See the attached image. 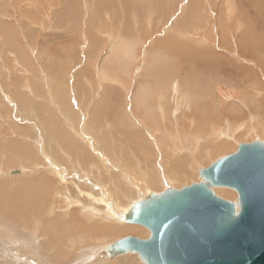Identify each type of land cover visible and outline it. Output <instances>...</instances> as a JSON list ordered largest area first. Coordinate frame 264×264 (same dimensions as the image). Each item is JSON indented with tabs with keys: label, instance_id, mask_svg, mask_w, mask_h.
Returning <instances> with one entry per match:
<instances>
[{
	"label": "bare ground",
	"instance_id": "1",
	"mask_svg": "<svg viewBox=\"0 0 264 264\" xmlns=\"http://www.w3.org/2000/svg\"><path fill=\"white\" fill-rule=\"evenodd\" d=\"M77 1L78 0H69L66 7L61 10L63 22L66 24H72V20L74 23L79 22L80 12L76 13L72 20L70 18V11H78L79 8H77V6H79L82 7L85 14L81 22H83V24H95L96 21L93 22L94 18L88 9L91 7L93 1L91 2L89 0V3H86L88 0H81V4L77 3ZM114 1L116 0H100V5L103 4L101 2H104V7L107 8L113 5L114 8H116L117 11L109 10L107 14L109 13L108 17L112 18L113 22L116 21V18L119 19L118 15L120 16L119 21L117 19L119 22L118 26H104L105 29L101 27V29H103L101 33L95 29L96 27H93L86 33L87 45L85 54H82L78 49L77 52H80V54L77 52L74 54L73 50L72 55H80V57L85 60L84 63H82L84 65L83 67L86 66L90 71H93L95 81L101 78L97 93L96 85H94V89L90 95H85L81 98V105L86 104V107L89 109L90 106L95 104L106 105L115 99L119 100V102L123 100L124 109H121L119 113L120 122L123 124L121 125L122 134L128 137L134 135L133 138L135 139V143L138 144V151L141 152L139 157L145 167L143 169L139 168L138 164L140 162L137 160L136 169H125L122 159L118 158V170H116L117 168L115 165H109L107 169L101 148H95L92 149V152L96 162L101 166H96V169L86 168L85 166H87V164H93L89 162L85 164L82 162L83 154L88 159L86 155V146H83V144H81V146L75 145L73 141L67 137V134H65L63 138L65 137V140H67V143L71 146L72 155L76 157L75 161L80 163V165L77 164L78 166L76 167L75 163L71 161L66 171L65 168H59L50 158L44 157V159L48 161V166L45 167L44 163L46 164V162L43 160V156H40L37 161L41 164L35 167L34 174L40 171L41 174L33 179L32 177H28L27 175L30 173L31 168L29 167L27 169L26 163L22 158L26 149L21 145L23 143L18 138V143H16V141H8L7 129L9 126H18V123L36 127L30 119H23L22 114L33 109L39 99H44L43 97L50 103L54 102L49 98V93L47 94L48 90L46 91L45 88L41 90L38 82H35L34 79L37 78L38 73H36V71H39V68L29 62V57H27L28 54L24 56L27 50L25 49L26 51L23 53L25 47L21 48L20 46V48L15 51L17 54L16 59L18 63H30V68L35 76L30 82V92L22 91L20 89L19 80L13 79V82H15L14 85L16 84V93H14V95L12 94V99L8 96V99H6L7 97L3 93L2 87H0V233L6 237L3 241L0 239V264H78L81 263L82 260H84V264H147L137 253L116 252L115 245L121 239L131 237L126 233H134V235L137 236L136 238L142 240L149 239L150 237V231L147 228L129 223L127 221L128 217L134 214L141 204L149 203L153 199H158L175 192V190L170 189L166 181H164L163 175L165 174H167V176L164 178H167V181L175 182L176 185H179L176 187V192L185 189V187H191L194 184L209 183V181L202 176V172L219 161L221 157L217 159L214 157H217V154L224 151L228 152L230 146H232L230 142L235 141L233 140L235 138V136L233 137V132H235L233 128L236 126L233 121L229 124V120L225 119L234 117L235 114L241 112L239 109H234L237 107V100L234 99V96H238L234 95L236 89L232 88L222 92L220 87L215 84L217 82H215V80L217 79L213 80L212 78L214 77H212V75H216L217 72L221 70L226 71L227 74L233 77L237 76L236 78H239L238 75L241 73H243L241 76L245 78L250 77L251 74L247 72L245 68L231 63L232 61H230V59L228 60L225 58V68L229 70L222 69L220 66H217L219 64L216 63L215 58L207 54L208 52L213 53V48H215L216 45L211 47L210 44L213 43L210 39L213 38L210 36L205 37L206 33L211 35L210 30L206 31L204 29V31H206L205 34L204 31L203 33L200 32V29L203 30V25L206 20L205 12L207 11L203 7H200L202 3L197 0H184V3H176L177 0H119V2H117L118 6L116 7ZM220 1L224 7L228 6L227 0L226 2H224V0ZM239 1L240 0L237 2ZM207 2L208 0H203V5L206 9H209L211 6L208 5ZM246 4L247 3H245V5ZM171 5L175 7L173 8L174 10L172 9L173 12H171ZM212 5L216 6L214 0H212ZM239 5L242 7L243 4ZM255 5H257V3ZM243 7L245 6L243 5ZM166 8L168 10H165ZM27 11L24 12L27 13ZM168 11H170V15ZM179 12H181V14L178 15ZM209 12L210 11H208V13ZM28 13H30V11ZM53 14L55 22L58 13L56 12ZM107 14H102V17ZM5 16L4 10L2 9L0 11V47L3 45H13L10 40H5L3 34L6 33L5 31L7 28L3 26L5 25L3 24V18ZM210 16L211 15L207 14V18ZM154 19L157 23L161 22L160 25H162L163 28L158 26L155 27L156 25L153 26L155 22ZM208 19L206 21H208ZM144 20L146 22H144ZM169 21H171V25L169 23L168 26H170L164 28L165 24ZM108 22H106V24ZM212 22L214 21L212 20ZM224 22L222 13L221 15L217 13L216 26L221 29L222 26L224 27ZM115 23L117 24V22ZM139 23H145L144 26H146V29L152 25L153 30L150 28V31L154 32L147 35L145 39L138 38L134 33L138 31ZM197 27L200 29H195ZM72 29L74 30L75 26H72ZM243 33L245 32H242V34ZM161 34H164V36L169 35V37L163 40L161 39ZM191 34L196 35V37L197 34L204 35V37H200L199 41H196L198 38L192 41V36H189ZM224 34L223 32L221 36H224ZM8 35L9 34H6V36ZM96 36L99 37V39L93 38ZM149 37L151 41L153 40V42L149 44L150 48L146 50L142 57L137 55V49L140 45L145 46V41H147ZM237 40L238 42L235 43H237L238 49L240 50L239 46L243 47L242 40ZM201 41L206 44L204 45ZM208 41H211V43L209 44ZM255 42L257 43V41ZM216 43L218 42L216 41ZM256 43L250 48L247 46V48H245V53L246 51L250 53H252L253 50L259 51L262 47L260 46L261 43ZM70 49L72 51V48H69V50ZM185 49L189 50L187 51L189 52L188 54L183 53ZM52 50L49 49V51ZM55 50L56 49L53 51L55 52ZM241 50L244 51V48ZM57 53L53 54L57 59L67 56L64 51L59 54ZM40 54L45 55L44 62L49 64H46L47 68H49L50 64L53 65L52 63L55 62V59L50 56L52 53L49 54L47 49H44V51L42 49ZM179 55L184 61L181 66L176 65L175 67L174 64L176 59L179 60L177 58ZM98 56L104 63L103 67H101V63L100 65L96 64ZM25 57L27 60H24ZM199 58L200 60L202 58V60L200 61ZM115 62L119 65L122 64L123 69L116 67L121 74L125 73L127 77L130 76L128 81V86L130 85V87H127L125 85L126 83L124 84L126 81L124 80L125 78L121 79L111 74L110 70L112 68L110 67L117 65ZM138 62L141 63V66L137 68L138 70H136L135 73H132L133 70H129V72L128 69L135 67V64L138 65ZM80 65L81 64H79V67ZM106 66L109 68H106ZM130 66H132V68ZM139 68H141V70H139ZM182 70L184 71V75L180 76L177 72H181ZM4 72L6 73L7 71ZM53 72L54 71L50 70L47 78L43 80L44 83L47 82L46 87H49L50 83H57L63 80V77L58 75L53 77ZM1 73L2 68L0 66V79L8 77V73L7 76ZM137 77H139L138 81H136ZM83 81H85L84 77L82 79L79 78L76 84L80 86ZM28 83L29 82H25V85H28ZM107 83L118 85V90L122 91L117 93V88H115L112 92V90L108 88ZM214 86H216V88ZM30 88H34V90L32 91ZM43 90H45L46 93L43 92L39 94ZM69 90V88L66 90V87L63 89L64 101L62 100L57 103L56 107H58V104L62 107V103H68L70 95ZM5 91H8V88ZM237 92L240 95L243 90L242 92ZM243 98L244 97L241 96V99ZM86 102H88V104ZM42 108L45 109L44 107ZM127 112L129 114H127ZM219 115L221 118L216 121ZM49 118L52 119L49 124L54 122L57 125L58 122L55 116L50 115ZM221 119L222 121L219 122ZM123 121L129 123V126L133 127V133L129 130V126L126 127ZM5 123L8 125L7 129L4 128L6 127ZM246 124V129L244 125H241L239 128L240 130L241 128L244 129V136L245 133H248L253 135L252 138L256 137V140H252V143H264V141H262L264 135L262 136L260 134L264 129V122L261 121L259 126L256 127L257 134L254 130L255 128L250 127L248 122ZM82 125L88 126L87 121H83ZM33 135L40 136L36 132H32V136ZM141 137L143 141L140 139ZM35 142L37 141L35 140ZM235 142L239 144L237 148L243 144L239 143V140ZM135 143L134 147L137 149ZM149 147L151 148L149 149ZM40 149L39 146L37 151ZM109 149H112V147ZM120 149L121 152L133 153L132 149L126 150L122 148V145ZM151 150L154 152L155 165L151 164ZM144 151L147 152L145 153ZM52 167L60 169L63 179L52 172ZM126 170H129L130 174L134 175L132 179L133 184L127 185L122 183L120 178L116 177V174L127 176L128 173ZM49 172L58 177L57 180L60 186L65 190L63 194L65 193L66 200L64 201L63 207L60 206L58 200H54L55 193H48L46 190V187L49 186ZM87 177L93 178L96 182L88 180ZM100 178H102V181ZM115 178L116 181H118L116 186L113 183L111 184V180ZM138 180L142 181V187L137 185ZM159 181L162 186L159 185ZM98 182H100L99 188ZM89 187L99 189V193L94 192ZM69 189L70 191H68ZM210 189L215 196L234 203L236 209L239 210V196L236 191L226 187L215 186H211ZM74 206L80 209L79 214L80 217H82L81 220L87 222L84 225V228H86L84 231L86 232L81 236L77 235L78 226H73L71 220L68 218V215L72 213L75 215L77 214V212H72L71 210ZM98 206H100L101 209L97 208ZM93 215L98 216V224L100 227L98 224L93 225L92 220L89 221ZM38 216L44 217L41 224L45 225V227L47 226L46 231L54 234V237H52L53 242L49 241L48 244L46 242L44 245H47L44 247H42L40 242L32 235L41 225L38 224ZM15 221L22 222V226H17ZM67 235L69 237H67ZM58 245L59 247H65L67 252H70V255L71 251H73L71 257L63 253L61 254L59 250L56 251ZM13 247L18 250H15L16 253L11 254L10 249H13ZM24 248L26 249L19 251V249ZM62 258L65 259L64 262Z\"/></svg>",
	"mask_w": 264,
	"mask_h": 264
},
{
	"label": "rangeland",
	"instance_id": "2",
	"mask_svg": "<svg viewBox=\"0 0 264 264\" xmlns=\"http://www.w3.org/2000/svg\"><path fill=\"white\" fill-rule=\"evenodd\" d=\"M85 1H87V0H85ZM90 1L91 2L93 1V2L91 3V7L88 9L90 10V13L94 18L93 22L96 21L95 24H86V23L83 24V22H81V20H83V18L85 17V14H84L82 7H79V6H77V8H79L78 11H73V10L70 11L71 20L76 13L80 12L79 22L74 23V21L72 20V24L64 23L62 20V16H61V10H63L64 7H66V4L69 2V0H47V1L46 0H0V11L3 9L4 15H6L3 18V21H4L3 24H5L3 26L5 28L6 27L7 28L5 31L6 33H3V34L5 36L6 41L10 40L13 43V45H11L12 47L9 45H3L2 47H0V66L2 68L1 74L4 73L7 76V73H8L7 78L0 79V87H2V91H4L3 93L6 95V97L8 96L9 98L11 97V99L13 98L14 93H16L15 92L16 84L14 85L15 82H13V79L19 80V85L21 87L20 89L22 91L30 92V90H29V87H31L30 82H31V79L35 76V74L32 72V70L30 68V63H32L34 66L36 65L37 68H39V71H36V73L37 72L38 73H37V78L34 79L35 82H38L39 88L41 90L44 88L46 91L48 90L47 94L49 93V98H51V100L54 102V103H50L47 100H45V97H43L44 99L43 100L39 99L38 103L34 105L33 109L25 112V114H22L23 119H28V120L30 119L36 125V127H33L32 125L29 126V125H26L24 123H18V126H16V127L9 126L7 129L8 125L5 123L6 127H4V128L8 130V135H7L8 141H10V142L16 141V143H18V141H17V138H18L23 143L21 145H23L26 149V152L22 155V158H23L24 162L26 163L27 169L29 167L31 168V171H30V173H28L27 176L32 177V179L38 177L41 174V171L38 172L37 174H34L35 167H37L39 164H41L37 161L38 157H40V156H43V160H45L44 157L50 158L51 160H53L55 162V164L59 168L60 167L65 168L66 171L69 167L68 165L71 164V161H73L75 163L76 167L78 165H80V163L75 161L76 157L75 156L73 157V155H72L71 146L67 143V140H65V137L63 138V136L65 134H67V137L69 139H71L75 145L81 146V144H83V146H86V155L88 156V159L83 154L82 155V162H84L85 164H87L88 162L93 163V164H87V166H85L86 168L96 169L97 168L96 166H98V167L101 166L100 164H98L96 162L95 156L92 152V149H95V148H101L102 154L104 156L105 164H106L105 166L107 167V169H108L109 165H115L117 168L116 170H118V164H119L118 158L122 159L124 166H125V169H136L137 160H139V162H140L138 164L139 168L143 169L145 167L141 162V158L139 157L141 152L138 151V144L135 143V139L133 138L134 135L128 137V136L122 134L121 125H123V124H121L122 122H120L121 119H120L119 113L121 112V109H124L123 100H121L119 102V100L115 99L106 105H96L95 104V105L90 106L89 109L86 107L87 106L86 104L85 105L82 104L84 106L81 105V98L84 97L85 95H87V96L90 95V93L94 89V85H96V93H97L98 85H99V82L101 81V78L98 79V81H95L93 71H90L89 68H87L86 66H85L86 68L83 67L84 65L82 63H84L85 60L82 57H80V55H76V56L72 55L73 50H74V54L77 52V49L80 50L82 54H85L86 45H87V42H86L87 34L86 33L89 32L93 27H96L95 29H97V31H99L100 33L103 31V29H105L104 26L116 27L115 25L118 26V24H119L118 21L120 19V16L118 15L119 19L116 18V21L113 22L112 18L108 17L109 13L107 14V11H109V10L110 11H117L113 5L106 8V7H104V2H101L103 4L100 5V0H90ZM197 1L202 3V5L200 6L201 8L203 7L205 10H207L205 12V16H206L205 19L206 20L208 18L209 19H208V21L205 20V23L203 25V30H201L198 27L195 29H200V32H202V33H203L204 29L206 31L210 30L211 35H209L207 33L205 34L206 31H204L205 37L210 36L211 38H213V39H210V40H212L213 44H210L211 41H208V43L210 44L211 47L216 45L215 48H213V53L208 52L207 54L210 57L215 58L216 63L219 64L217 66H220L222 69L229 70L228 68H225V65H226L225 61H224V58H225L228 60L230 59V61H232L231 63H235L239 67L245 68V70L251 74L250 77L245 78V77L241 76V75H243V73H241L238 75L239 78H236L237 76L233 77L232 75L227 74L226 71L221 70V71L217 72L216 75H212V77H214V78H212L213 80L217 79V80H215V82L217 81L215 84L220 87V90H222V92H225L226 90L232 89V88L236 89V91H234V95H238V96H234V99L237 100V101L235 100L237 107H235L234 109L235 110L239 109L241 112L239 114H235V113H237V112H235L234 117L226 118L225 120H229V124L231 123V121H233L235 126H236L235 128H233V131H235V132H233L234 133L233 137L235 136V138L233 140H235V141L239 140L240 141L239 143H241V144L242 143L243 144L244 143L250 144V143H252V140H254V141L256 140V137L252 138L253 135H250L248 133H245V136H244V134H243L245 132L244 129L241 128V130H240L239 128L241 127V125L242 126L244 125V128L246 129V127H247L246 123L248 122L250 127L255 128L254 130L256 131V127L259 126V123L261 121L264 122V0H253V2L255 1L254 5L257 3V5H255V6L253 5L252 0H249V1L240 0L239 2H237L238 0H227L228 1L227 7L226 6L224 7V5H222L220 3L221 2L220 0H214L216 2V6L212 5V0H208L207 3H208V5L211 6L209 9L205 8V6L203 5V0H197ZM242 1H244V2H242ZM258 1L260 4L258 3ZM117 2H119V0L114 1V3H116V5H115L116 7L118 6ZM224 2H226V0H224ZM77 3L81 4V0H78ZM86 3H89V0ZM176 3H184V0H177ZM229 3L231 4V6ZM245 3H247L248 5L246 4L247 5L246 6ZM239 4H243L245 7H243V5L241 7V5H239ZM239 6L242 9H240ZM217 7L218 8L220 7L221 9L220 8L218 9ZM170 8H171V12H173V10H174L173 8H175V7L171 5ZM256 8H257V11H256ZM227 9H228V11H227ZM165 10H168V9L166 8ZM239 10H240V12H239ZM24 11H27V13ZM29 11H30V13H28ZM208 11H210V12L208 13ZM243 11H244V13H243ZM253 11H254V13H253ZM56 12L58 14H57L56 20L54 22V17H53L54 14L53 13H56ZM20 13H21V16H20ZM168 13H169V15L171 14L170 11H168ZM217 13L220 15L222 13L223 19L225 21L223 23L224 27L222 26L221 29H219L218 26H216L217 25V23H216ZM102 14H107V15L102 17ZM179 14H181V12H179L178 15ZM207 14L211 15L212 17L210 16L211 18L210 17L207 18ZM239 15H240V17H239ZM244 15H245V17H244ZM247 17H248V19H247ZM117 19H118V21H117ZM102 20H103V23H102ZM111 20H112V23H111ZM212 20L215 23L212 22ZM105 21L106 22L109 21L108 23H110V24H108V23L106 24ZM154 21L155 22H154L153 26L156 25L155 27H157V26L162 27V25H160L161 22L157 23L155 19H154ZM22 22H24V23H22ZM99 22H100V24H99ZM115 22H117V24ZM144 22H146V21L144 20ZM169 23L171 25V21H169L165 24V26L163 25L164 28L166 26L169 27L170 26V25L168 26ZM144 24L145 23H139L138 29H137L138 31L136 33H134L135 36H137L138 38L145 39L147 35L152 34V32H154V31H150V28L152 29V27H153L152 25L147 27V29H146V26H144ZM214 24L216 27L214 26ZM72 26H75L74 30L72 29ZM141 26H143V27H141ZM101 27L102 28L104 27V28L101 29ZM241 28L243 31L241 30ZM156 29L159 30L158 28H156ZM214 29H217V30H214ZM211 30H212V32H211ZM223 32L225 34H224V36L223 35L221 36V34ZM242 32H245L246 34L245 33L242 34ZM226 33H228V34H226ZM6 34H9V35L6 36ZM47 34H49V35H47ZM48 36H50V37H48ZM162 36H164V34L163 35L161 34V39H163V40H165L169 37V35L164 36V37H162ZM189 36H192L191 37L192 41H194V39H197V38L198 39L196 41H199L200 37H202V36L204 37V35H198V34H197V37H196V35H193V34H191ZM156 37H154V38L158 39ZM214 37H217V38H214ZM93 38L99 39V37H97V36L93 37ZM13 39H14V42H13ZM237 39L242 40L243 47L239 46L240 50L238 49L237 43H235V42H238ZM216 41L218 43H216ZM255 41H257V43ZM152 42H153V40L151 41V39L149 37L147 39V41H145V44H144L145 46H143V45L139 46V48L137 49V55H140L142 57L144 55V53L146 52V50H148V48H150L149 44ZM202 42L203 41H201V43ZM258 42L261 43V45L259 44L260 46H262L261 47L262 50L260 49L261 51L260 50L259 51L258 50L252 51L251 50L252 53H250L248 51H246V53H245V48H247V46H249V48H250L254 45V43L258 44ZM248 43H249V45H248ZM205 44L206 43H204V45ZM18 45H19V47H18ZM230 45H231V47H230ZM20 46H21V48L25 47L23 50V53H25V51L27 50L24 56H26V54H28L27 57H29L28 60L30 63H28V62L18 63V61L16 59L17 54L15 51L18 50L20 48ZM207 46H208V44H207ZM160 47H163V46H160ZM69 48H72V51H71V49L69 50ZM103 48H104V46H103ZM194 48H196V47H194ZM243 48H244V51L241 50ZM42 49H43V51H44V49L45 50L47 49L49 54L52 53V55H50V56L54 57V59H55V62L52 63L53 65L50 64L49 68H47V65H49V64H47V62L46 63L44 62L45 61V55L40 54ZM49 49H51V50L56 49V50L54 52L53 50L49 51ZM63 51L66 52V54H67V56L65 54V56H66L65 58L59 57L57 59L56 56L53 55L54 53L56 54L58 52L57 54H59L60 52L62 53ZM187 51H189V50L185 49L183 51V53L188 54L189 52H187ZM77 53L80 54V52H77ZM241 54H243V55H241ZM180 55H179V57H177L179 60L181 59ZM60 58H61V60H60ZM67 58H69V59H67ZM97 59L98 60L96 61L97 62L96 64L100 65V63H101V67H103L104 63L102 62V59L99 58V56ZM24 60H27V58L25 57ZM179 60L176 59V62L174 64L175 67H176V65L181 66V64H183L184 60H182V59L180 61ZM199 60H200V58H199ZM201 60H202V58H201ZM3 64H4V66H3ZM79 64H81L80 67H79ZM115 64H117V63L115 62ZM118 65L119 64L114 65L113 67H110V68H112L110 70L111 74L115 75L116 77H119L121 79L125 78L124 80H126V81L124 82V84L126 83L125 85L127 87H130V85L128 86V81H129L130 76L127 77V74H125V73L121 74L117 70L116 67L123 69L122 64L119 66ZM138 66H141L140 62H138V65L135 64V67H133L134 69L132 68V66H130L132 69H128V71L133 70L132 73H135L136 70H138L137 69ZM123 67H124V65H123ZM106 68H109V67L106 66ZM185 68H187V67H185ZM3 70L7 71V72L5 73ZM50 70L54 71L53 77L58 75V76L63 77V80H61L57 83H50L49 87H46L47 82L44 83L43 80H44V78H47V75H49ZM139 70H141V68H139ZM177 73L180 76L184 75L183 70L181 72H177ZM83 77L85 78V81H83L82 84L80 86H78L76 84V81L79 78L82 79ZM138 79H139V77H137L136 81H138ZM239 79H241V80H239ZM243 79H245V80H243ZM6 80H8V81H6ZM25 82H29L28 85H25ZM12 85H13V87H12ZM44 85H45V87H44ZM107 86H108V88H110L112 90V92L114 91L115 88H117V90H116L117 93L119 91H122V90H118V85H116L114 83H107ZM65 87H66V90L68 88L70 89L69 90L70 95H69L68 103H62L61 104L62 107H60V105L58 104V107H56L57 103L61 102L62 100L64 101L63 89ZM214 87L216 88V86H214ZM7 88H8V91H5ZM30 89L32 91L34 90V88H30ZM131 89H132V87H131ZM45 90H43L39 94H42L43 92L46 93ZM242 90H243V92H242ZM237 91H239V92L241 91L242 93H240V95H239ZM241 96L244 98L241 99ZM8 97L6 99H8ZM86 103L88 104V102H86ZM238 104H239V106H238ZM39 106H41V107H39ZM42 107H44L45 109H43ZM69 107H70V109H69ZM127 114H129V113L127 112ZM50 115L55 116L56 121L58 122L57 125L54 122L49 124V122L52 121V119L49 118ZM83 118H84V120H83ZM219 118H221L220 115L218 118H216V121ZM83 121H87L88 126H83L82 125ZM221 121H222V119L219 122H221ZM123 122L125 123L126 127L129 126V123H126L125 121H123ZM225 124H228V123H225ZM234 129H236V130H234ZM238 129H239V131H238ZM129 130L133 133V127L132 126H129ZM2 131H4V130H2ZM32 132H36L40 136L39 137L35 136V135L32 136ZM53 132H54V134H53ZM256 134H257V131H256ZM260 134L262 136L264 135V129L260 132ZM140 139L143 141L142 137ZM148 139H150V138H148ZM35 140L37 142H35ZM235 141L230 142L232 146H230V150H228V152L224 151L222 153H219V154H217V157H214V158L217 159V158L221 157L220 159H222V158L229 156V154L232 155V153L237 152V150H238L237 147L239 144H237V142H235ZM262 141H264V137L262 138ZM149 142H150V140H149ZM16 143H14V144L19 145ZM121 143H123V144H121ZM134 143H135V146L137 147V149L134 147ZM121 145H122V148H124L126 150L132 149L133 153L121 152V149H120ZM39 146L41 149L37 151ZM110 147H112V149H109ZM151 147H152V144H151ZM151 147H149V149ZM109 150L111 153L109 152ZM144 152L146 153L147 151H144ZM150 155H151V160H152L151 164L155 165L154 152L152 150L150 151ZM45 162H46V164L44 163V165H45V167H47L48 161L45 160ZM59 168L52 167L51 170L53 173L57 174V176H59L61 179H63V177L61 175V171ZM126 171L128 173L127 176L121 175V174H116V177L120 178L122 183H125L127 185L133 184L132 179H133L134 175H131L129 170H126ZM48 175H49V186L46 187V190L48 191V193H55L54 200H58L60 206L63 207L64 201L66 200L65 193L63 194V192L65 190H63L62 187L60 186V183L57 180L58 177L56 175L52 174L51 172H49ZM166 176H167V174L163 175L164 181H166V184L168 185V187L170 189L176 191L177 190L176 187H178L179 185H176L175 182L167 181V178H164ZM87 179L91 180L93 182H96V180H94L93 178L87 177ZM100 180L102 181V178H100ZM100 182H98V188L100 186ZM112 183L116 186V183H118V181H116V178L111 180V184ZM137 185L139 187H142V181L138 180ZM159 185L162 186L160 181H159ZM106 187H107V185H106ZM89 188L92 189L94 192L99 193V189L92 188V187H89ZM163 188H165V187H163ZM68 191H70V189ZM97 208L101 209L100 206H98ZM71 210H72V212H74V211L77 212V214L75 215L72 213V214L68 215L69 220H71V223L73 226L74 225L78 226L77 235H80V236L84 235V233L86 232V231H84V229H86V228H84V225L87 222L86 221L83 222L81 220L82 217H80V214H79L80 209L78 207L74 206L71 208ZM38 217H39V223L38 224L40 225L42 223L44 217H41V216H38ZM91 220L93 222V225H97L99 223V219H98L97 215H93L89 221H91ZM15 224L17 226H22L23 223L20 221H15ZM98 226L100 227L99 224H98ZM46 230H47V226L45 227V225L41 224L38 227L37 231H35L32 234L35 237V239H37V241L40 242L42 247L46 246L49 243V241H52V237H54V234L52 232H48ZM126 234L128 236H131V237H135V238L137 237L136 235H134V233H126ZM121 236H124V235H121ZM67 237H69V236L67 235ZM0 239L3 241L6 239V237L4 235H1V233H0ZM46 242H47V244L44 245ZM25 249L26 248L19 249V251L25 250ZM10 250H11L10 253L13 254V253H16L15 250H18V249L13 247V249H10ZM58 250L61 252V254L63 253L64 255H68L70 257H71L72 252H73V251H71V255H70V252H67L65 247H62V246L59 247V245H58L56 251H58ZM62 261L64 262L65 259L62 258ZM82 262L78 263V264H84V260H82Z\"/></svg>",
	"mask_w": 264,
	"mask_h": 264
},
{
	"label": "water",
	"instance_id": "3",
	"mask_svg": "<svg viewBox=\"0 0 264 264\" xmlns=\"http://www.w3.org/2000/svg\"><path fill=\"white\" fill-rule=\"evenodd\" d=\"M202 176L209 183L141 204L127 221L147 228L149 239L123 238L116 252L147 264H264V143L240 145ZM211 186L236 191L239 210Z\"/></svg>",
	"mask_w": 264,
	"mask_h": 264
}]
</instances>
